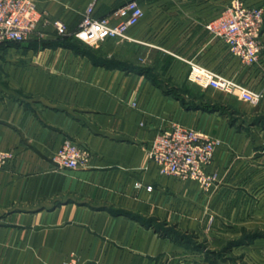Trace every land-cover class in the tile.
Masks as SVG:
<instances>
[{
    "label": "crops",
    "instance_id": "obj_1",
    "mask_svg": "<svg viewBox=\"0 0 264 264\" xmlns=\"http://www.w3.org/2000/svg\"><path fill=\"white\" fill-rule=\"evenodd\" d=\"M125 1L37 0L35 32L0 44V150L13 153L0 169V264H213L207 248L162 229L220 245L227 233L207 230L211 214L264 189V97L245 112L238 96L188 78L193 61L264 93V50L244 65L205 26L231 0H139L132 39H80L93 57L42 44L59 35L54 20L73 33L91 2L104 16ZM173 123L221 139L208 187L163 175L150 158ZM66 138L91 150L86 166H55Z\"/></svg>",
    "mask_w": 264,
    "mask_h": 264
},
{
    "label": "built area",
    "instance_id": "obj_2",
    "mask_svg": "<svg viewBox=\"0 0 264 264\" xmlns=\"http://www.w3.org/2000/svg\"><path fill=\"white\" fill-rule=\"evenodd\" d=\"M144 15L139 0H127L111 13L98 16L95 2L86 7L78 28L73 32L85 42H102L108 39H132L128 34ZM43 12L37 0H0V44L27 40L38 27ZM59 34L67 31L61 20L53 21ZM207 30L224 40L228 51L244 65L259 62L264 50V7L251 6L245 0H231L223 11L206 23ZM188 78L205 87L236 95L245 101H259L264 97L261 90L250 88L244 82L229 77L214 69L189 61ZM222 143L200 130L173 123L168 129L158 133L149 148V156L155 160L163 175H174L181 179H196L203 187L216 178L207 167L214 158L215 151ZM91 150L66 138L53 155V162L59 168H79L91 160ZM13 153L0 150V169L9 164ZM63 264H80L74 258H67Z\"/></svg>",
    "mask_w": 264,
    "mask_h": 264
},
{
    "label": "rangeland",
    "instance_id": "obj_3",
    "mask_svg": "<svg viewBox=\"0 0 264 264\" xmlns=\"http://www.w3.org/2000/svg\"><path fill=\"white\" fill-rule=\"evenodd\" d=\"M61 35H70L80 40L74 33L66 31ZM99 43V42H92ZM90 44V43H86ZM156 58V56H155ZM221 93L229 96H235L228 92L218 90ZM244 111H254L262 103L259 101H245L241 99ZM261 115H264L261 113ZM264 117V116H263ZM248 116H246V119ZM256 118V116H255ZM233 204L227 207L224 214L221 211L214 212L210 216L207 230H214V227L220 231H225V236L222 243L215 242L216 240L204 238L200 242L203 248L218 250L219 255L212 257L211 260H221L224 264H264V189H251L238 192L233 199ZM224 218L222 224L218 222V218ZM215 222V223H214ZM223 223L225 229L222 227ZM196 236V235H195ZM194 238L196 239V237ZM235 242L236 244H231ZM226 248L224 251L223 249ZM223 255V257H221Z\"/></svg>",
    "mask_w": 264,
    "mask_h": 264
},
{
    "label": "trees",
    "instance_id": "obj_4",
    "mask_svg": "<svg viewBox=\"0 0 264 264\" xmlns=\"http://www.w3.org/2000/svg\"><path fill=\"white\" fill-rule=\"evenodd\" d=\"M43 45H49V46H65V47H69V48H72L73 50L77 51V52H80V53H83V54H86V55H89V56H92L94 55V49L80 41V40H77L75 37H72L70 35H57V37L54 39V40H46L42 43ZM93 57V56H92ZM132 70H135V71H141V72H144L146 71L145 68L143 67H133ZM146 224H149V222H145ZM162 230L165 231V233H168V234H171L173 236H175L176 238L178 239H184V240H188V241H192L193 242V246L194 247H202V245L198 242H196V239H194V237L192 238V236H187V235H184L181 231L179 230H176L175 228H163ZM231 244H236L235 242H231ZM207 252H208V257L209 259H212V257L216 256V255H219L220 252H218V250H208L206 249ZM224 251L226 250V248L223 249ZM224 254H222L221 257H223ZM218 258V257H217ZM217 258H216V261L215 260H211V262L213 264H216L217 262Z\"/></svg>",
    "mask_w": 264,
    "mask_h": 264
}]
</instances>
